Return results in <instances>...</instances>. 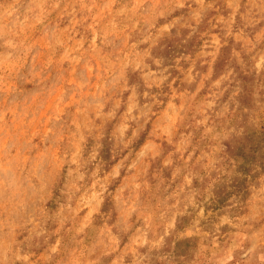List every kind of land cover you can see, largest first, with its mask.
I'll list each match as a JSON object with an SVG mask.
<instances>
[{"label": "rangeland", "instance_id": "rangeland-1", "mask_svg": "<svg viewBox=\"0 0 264 264\" xmlns=\"http://www.w3.org/2000/svg\"><path fill=\"white\" fill-rule=\"evenodd\" d=\"M0 264H264V0H0Z\"/></svg>", "mask_w": 264, "mask_h": 264}]
</instances>
